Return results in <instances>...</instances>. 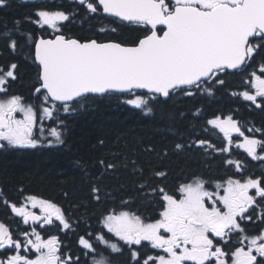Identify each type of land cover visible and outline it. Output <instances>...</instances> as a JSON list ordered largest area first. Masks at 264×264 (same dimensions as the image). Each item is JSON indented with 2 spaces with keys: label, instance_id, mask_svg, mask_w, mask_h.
Instances as JSON below:
<instances>
[{
  "label": "snow or ice",
  "instance_id": "snow-or-ice-1",
  "mask_svg": "<svg viewBox=\"0 0 264 264\" xmlns=\"http://www.w3.org/2000/svg\"><path fill=\"white\" fill-rule=\"evenodd\" d=\"M76 2L93 16L112 18L115 27H101L98 34L119 36L121 29L138 34L130 42L122 37L75 38L62 30L69 14L38 8L28 22L43 34H27L26 59L36 68L31 92L39 103H26L11 91L20 79L19 65L0 64V150L63 145L66 125L61 114L75 113L97 97L115 95L147 115L176 95L214 96L229 75L242 76L243 90L231 95L264 110V0ZM5 6L7 0H0V7ZM19 24L16 21L17 31ZM2 36L15 55L17 39L8 32ZM45 121L55 126L45 127ZM210 129L212 135L219 134V147L197 138L187 146L176 144V149L195 146L219 153L232 173L215 180L192 175L172 189L143 180L136 192L156 204L152 218L133 210L134 198L117 204L112 197L116 206L101 213L97 228L77 238L80 253L90 258L85 264H112L113 255L125 252L128 264H264V172L249 174L232 158L237 148L253 161L264 162V138L255 135L264 137V129L247 127L231 114L206 119L203 131ZM98 163L104 172L117 167L103 159ZM130 163L143 177L137 161ZM167 175L163 170L152 173L156 178ZM102 196L111 194L94 183L92 199L99 204ZM10 208L29 227L12 230L0 222V264H82L80 255L65 251L58 234H45L46 226L73 231L80 220L73 221L61 206L37 195H27ZM248 223L259 227L249 229Z\"/></svg>",
  "mask_w": 264,
  "mask_h": 264
},
{
  "label": "trees",
  "instance_id": "trees-1",
  "mask_svg": "<svg viewBox=\"0 0 264 264\" xmlns=\"http://www.w3.org/2000/svg\"><path fill=\"white\" fill-rule=\"evenodd\" d=\"M38 8L63 10L69 14L70 18L63 23L62 30L75 38L122 37L130 42L138 34L127 29H121L119 36L98 34L101 27H115L110 23L111 18L92 16L83 6L70 0L35 4L7 0V6L0 7V64L16 62L19 65L20 79L13 84L12 92L29 101L38 102L31 92L36 68L26 59L29 49L27 34H40L37 27L28 22ZM16 21H20L18 31ZM5 32L17 39L15 55L10 52L2 36ZM241 81V75H229L226 85L219 87L214 96L188 98L176 95L167 102L157 104L154 111L147 115L122 103V98L117 99L115 95L97 97L75 113L61 114L66 125L63 145L0 151V221H5L10 213L5 200L8 204L17 203L27 195H37L61 206L70 219L80 220L76 233L71 235L73 242L79 234L98 227L97 220L101 213L106 208L116 206L112 203V197L117 204L122 198L132 197L135 199L132 206L134 211L138 210L145 218L155 217L158 208L152 198L136 192L137 185L145 179L152 185L163 184L172 189L192 175L210 180L223 177L226 173L230 175L233 170L224 167L219 153L205 152L195 146L180 151L176 149V144L187 146L197 138H205L219 147V134L212 135L211 129L207 134L203 131L204 121L216 114H231L247 127L264 129V110L255 108L242 97L231 95L243 90L239 87ZM196 109L202 110L198 117L193 115ZM50 126L55 125L51 122ZM255 135L264 138L260 133ZM101 140L102 145L99 143ZM149 147L153 151H146ZM164 152H167V156H163ZM232 158L240 160L249 174L264 172V162L250 160L235 148L232 149ZM101 159L117 167L104 172L98 163ZM132 160L144 169L143 177L134 172L130 163ZM156 170L166 171L167 177H153L152 173ZM94 183H98L111 197L102 196L104 202L96 203L91 197ZM257 227L253 226L255 229ZM76 249L79 250L78 247ZM117 257L127 261V254Z\"/></svg>",
  "mask_w": 264,
  "mask_h": 264
},
{
  "label": "flooded vegetation",
  "instance_id": "flooded-vegetation-1",
  "mask_svg": "<svg viewBox=\"0 0 264 264\" xmlns=\"http://www.w3.org/2000/svg\"><path fill=\"white\" fill-rule=\"evenodd\" d=\"M93 16V15H92ZM36 26V25H35ZM37 27V26H36ZM37 29H38V27H37ZM39 31H40V34H43V30H40V29H38ZM27 42H28V40H27ZM11 91H12V89H11ZM33 97V96H32ZM25 98V97H24ZM26 99V98H25ZM28 100V99H27ZM32 102H34V101H32ZM0 151H2V150H0ZM25 198V197H24ZM24 198H22L19 202H17L16 204L17 205H19V204H21L23 201H24ZM11 204V203H10ZM10 204H8V207H9V216H7V218L5 219V221H3L4 222V224L6 225V226H9L10 227V229H12V230H16L17 228H19V230L20 231H23L25 228H28L29 226H27V225H24L23 223H22V219L21 218H19V217H16L15 216V214L14 213H12L11 212V208H10ZM36 211H38V210H36ZM73 220V219H72ZM74 221V220H73ZM253 226H257V225H253V224H251V223H248V225H247V227L249 228V229H252V230H255V228H253ZM258 227H259V225H258ZM46 229H47V231H46V233L45 234H48V233H51V234H58L59 236H60V239L62 240V242H63V244L66 246L65 247V251H67V250H71V252H73V253H75V254H77V255H80L81 256V262H82V264H85V261L87 260V259H90V258H86V257H84L81 253H80V250H77L76 249V247H78V244H77V238H78V236L79 235H83L84 233H81V234H79L78 236H77V238L75 239V241H73L72 242V240H71V235L72 234H74V233H76V228L73 230V231H68L67 233H64V232H58V230L55 228V227H47L46 226ZM79 248V247H78ZM125 254H127L126 252H125ZM124 254V255H125ZM117 256H121V255H118V254H116V255H113L112 256V264H127V261L125 260V259H121V258H118Z\"/></svg>",
  "mask_w": 264,
  "mask_h": 264
},
{
  "label": "water",
  "instance_id": "water-1",
  "mask_svg": "<svg viewBox=\"0 0 264 264\" xmlns=\"http://www.w3.org/2000/svg\"><path fill=\"white\" fill-rule=\"evenodd\" d=\"M38 0H22V2H36Z\"/></svg>",
  "mask_w": 264,
  "mask_h": 264
}]
</instances>
